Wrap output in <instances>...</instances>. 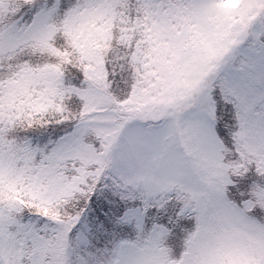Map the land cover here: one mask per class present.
<instances>
[{
  "label": "snow or ice",
  "instance_id": "obj_1",
  "mask_svg": "<svg viewBox=\"0 0 264 264\" xmlns=\"http://www.w3.org/2000/svg\"><path fill=\"white\" fill-rule=\"evenodd\" d=\"M0 264H264V0H0Z\"/></svg>",
  "mask_w": 264,
  "mask_h": 264
}]
</instances>
